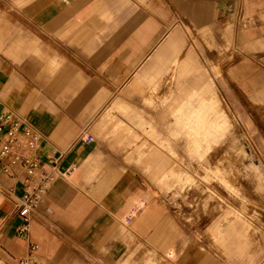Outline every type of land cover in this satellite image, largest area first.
<instances>
[{"label":"crops","instance_id":"1","mask_svg":"<svg viewBox=\"0 0 264 264\" xmlns=\"http://www.w3.org/2000/svg\"><path fill=\"white\" fill-rule=\"evenodd\" d=\"M172 1L188 22H206L219 44H224L227 29L222 23L232 21L237 29L245 12L264 14V0ZM176 8L170 0H0V114L6 110L19 116L23 113L21 117L41 135L39 158L45 162L56 159L59 171L66 172L48 190L40 216L50 224L59 222L78 239L84 236L73 241L76 246L88 242L104 253L108 237L130 244L120 264H155L162 256L178 258L173 250L175 240H181L177 228L150 208L142 184L134 182L131 174L117 176V160L100 143L110 139L123 146L121 131L126 128L121 125L129 123L111 110L141 125L143 116L131 108L128 96L154 92L160 84L148 82L159 81L169 62L186 60L178 57L186 43L182 29L170 24L166 32L163 21L169 12L175 17ZM256 30L263 39L250 41L252 33L244 32V43L264 48L259 24ZM236 71L244 74L248 70L244 66ZM175 88L180 92L179 85ZM200 92L204 100L212 101L211 84ZM143 100L150 101L146 96ZM118 118L122 122H115V137L102 136L108 121L111 124ZM143 160L153 169V176L164 172L158 151ZM98 171L103 174L96 178ZM14 174L16 178H10L0 166V258L6 256L9 264L25 256L29 244L15 234L20 220L14 214V202L21 197L25 176L19 169ZM97 218L101 233L86 240L88 222ZM29 233V242L37 243L35 255L43 257L42 264H80L70 254L72 241L58 242L38 223L30 224ZM140 236L155 249L143 248ZM186 251L179 257L180 264H207L206 253L196 244ZM136 253L141 255L135 263Z\"/></svg>","mask_w":264,"mask_h":264},{"label":"rangeland","instance_id":"2","mask_svg":"<svg viewBox=\"0 0 264 264\" xmlns=\"http://www.w3.org/2000/svg\"><path fill=\"white\" fill-rule=\"evenodd\" d=\"M170 5L176 8L172 0ZM175 15L169 12V17L163 16L165 31L170 24L182 29L186 43L183 52L176 55L186 60L169 62L159 81H149L150 85L160 84L154 92L128 96L131 108L143 116L141 125L131 116L111 110L129 123L121 125L126 128L121 131L125 137L123 146L110 139L100 143L117 160V176L131 174L134 182H140L150 208L156 209L160 219H169L179 232L181 240L173 244L178 258L162 256L155 264H169V260L180 264L179 257H184L190 244L206 253L207 264H252L254 259L255 264H264V48H250L243 40L244 32L252 33L250 41L263 39L256 26L259 24L260 33H264V14L245 12L237 29L232 21L222 23L227 28L224 44L217 42L206 22L190 23L177 8ZM244 66L246 73L236 71ZM207 83L212 85L210 103L200 92ZM175 85L180 86V92ZM145 96L148 103L143 100ZM115 122L119 125L122 121H108L102 136L115 137ZM155 150L164 160V172L153 176V169L143 159ZM102 174L98 171L96 178ZM47 192L32 211L29 225L38 223L60 243L76 242L78 238L72 231L61 228L57 221L47 223L40 216ZM88 225L84 231L86 240L101 233L98 218ZM81 238L84 236L78 240ZM140 238L143 248L155 249L146 238ZM30 242L37 244L33 239ZM127 246L132 247L108 237L104 253L85 242V246L73 243L70 254L80 264H120L118 260L125 255ZM140 255L135 254V263L140 261ZM33 256L36 264H42L43 257ZM0 260L9 264L6 256Z\"/></svg>","mask_w":264,"mask_h":264},{"label":"built area","instance_id":"3","mask_svg":"<svg viewBox=\"0 0 264 264\" xmlns=\"http://www.w3.org/2000/svg\"><path fill=\"white\" fill-rule=\"evenodd\" d=\"M40 133L24 118L6 110L0 114V166L10 178H16V169L24 172L21 183L22 194L14 202V214L20 223L15 230L18 238L28 241V252L17 258L15 264H36L32 260L36 246L29 242V220L31 213L42 202L48 186L56 177L64 176L57 166V160L42 161L38 156ZM3 193L0 191V198Z\"/></svg>","mask_w":264,"mask_h":264},{"label":"bare ground","instance_id":"4","mask_svg":"<svg viewBox=\"0 0 264 264\" xmlns=\"http://www.w3.org/2000/svg\"><path fill=\"white\" fill-rule=\"evenodd\" d=\"M37 131H38V130H37ZM59 178H65V177H64V176H61V175H60L59 177H56V179H55V180H54L49 186L51 187L52 184H53L57 179H59ZM49 186H48V187H49ZM29 226H30V225H29ZM33 257H34V256H33Z\"/></svg>","mask_w":264,"mask_h":264}]
</instances>
